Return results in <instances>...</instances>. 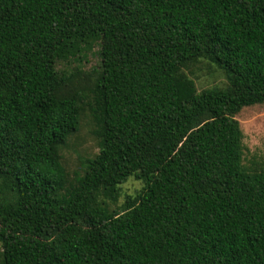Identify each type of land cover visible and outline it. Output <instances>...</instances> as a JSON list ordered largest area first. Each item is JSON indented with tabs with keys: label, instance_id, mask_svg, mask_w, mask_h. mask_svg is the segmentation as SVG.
Returning a JSON list of instances; mask_svg holds the SVG:
<instances>
[{
	"label": "trees",
	"instance_id": "obj_1",
	"mask_svg": "<svg viewBox=\"0 0 264 264\" xmlns=\"http://www.w3.org/2000/svg\"><path fill=\"white\" fill-rule=\"evenodd\" d=\"M97 47L99 153L68 182L81 98L60 68ZM201 61L228 86L199 92ZM263 104L264 0H0V264H264L235 119Z\"/></svg>",
	"mask_w": 264,
	"mask_h": 264
},
{
	"label": "rangeland",
	"instance_id": "obj_2",
	"mask_svg": "<svg viewBox=\"0 0 264 264\" xmlns=\"http://www.w3.org/2000/svg\"><path fill=\"white\" fill-rule=\"evenodd\" d=\"M99 48L77 57L70 63L62 65L61 73L71 79L67 82V92L80 94L81 114L78 128L67 139L59 151V161L53 173L60 179L74 181L83 175V161L93 158L99 153L98 138L95 134V108L92 105L91 88L96 80L99 68ZM186 73L194 80L199 92L209 89H224L228 86L223 71L215 65L201 61L190 66ZM235 119L239 122L243 132L244 166L250 171L264 170V104L243 108ZM145 186V180L131 177L120 185V197L112 207H122L129 196H134Z\"/></svg>",
	"mask_w": 264,
	"mask_h": 264
}]
</instances>
